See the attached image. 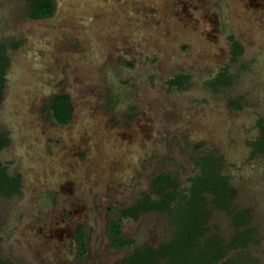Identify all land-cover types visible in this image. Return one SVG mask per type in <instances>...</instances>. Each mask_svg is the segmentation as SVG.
Segmentation results:
<instances>
[{"label": "rangeland", "instance_id": "374dc122", "mask_svg": "<svg viewBox=\"0 0 264 264\" xmlns=\"http://www.w3.org/2000/svg\"><path fill=\"white\" fill-rule=\"evenodd\" d=\"M55 1L53 16L33 19L27 0H0V164L22 183L0 191V257L113 264L133 247L110 245L111 221L158 173L186 186L195 158L212 154L235 189L232 205L251 210L256 235L244 251L264 264V152L255 145L264 131V0ZM231 35L244 47L236 59ZM223 71L230 83L215 89ZM181 74L189 81L168 84ZM61 92L73 102L68 123L44 109ZM122 225L137 245L174 231L165 211ZM209 230L229 239V214L212 209Z\"/></svg>", "mask_w": 264, "mask_h": 264}, {"label": "trees", "instance_id": "16d2710c", "mask_svg": "<svg viewBox=\"0 0 264 264\" xmlns=\"http://www.w3.org/2000/svg\"><path fill=\"white\" fill-rule=\"evenodd\" d=\"M29 16L33 19L51 17L56 12L55 0H27ZM232 58L236 59L244 50L242 43L230 37ZM22 41L12 42L18 47ZM6 43L0 44V87L5 82L3 71L8 63ZM231 76L220 72L211 85L218 89L230 83ZM189 81V75L181 74L168 80L172 87ZM51 111L59 123H68L73 116L71 95L61 92L53 95L44 106ZM6 137L0 135V147L6 143ZM260 152H264V131L255 143ZM197 174L190 177L186 186L179 178L169 172L158 173L152 179L149 192H144L131 205L121 210V216L113 219L107 232L110 245L114 248L133 247V251L113 264H253L254 260L245 253V248L255 240V226L252 225L251 210L236 209L232 205L235 189L228 183L227 176L221 171V162L212 154L195 158ZM21 176L11 175L0 164V191L6 195L21 189ZM226 211L231 219L234 233L229 239L217 233H211L209 223L212 209ZM150 211H165L174 226L173 235L155 246L139 244L134 237L124 233L122 221L125 218L138 219ZM80 242L81 255L88 252L87 232L83 226L76 231ZM234 252V254H232ZM0 264H16L13 260L0 257Z\"/></svg>", "mask_w": 264, "mask_h": 264}]
</instances>
